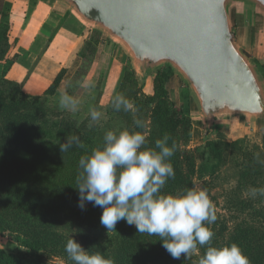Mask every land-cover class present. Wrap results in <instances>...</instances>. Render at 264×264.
<instances>
[{
  "label": "trees",
  "instance_id": "1",
  "mask_svg": "<svg viewBox=\"0 0 264 264\" xmlns=\"http://www.w3.org/2000/svg\"><path fill=\"white\" fill-rule=\"evenodd\" d=\"M9 30V24L0 22V60L10 48ZM98 41L93 37L88 43ZM256 62L264 77V66ZM175 73L169 66L157 68L147 93L135 69H126L117 93L134 101L144 128L135 127L130 112L115 110V97L106 108L107 118L93 122L92 127L90 116L80 119L61 110L53 98L65 70L43 94L27 93L14 81L0 79V234H10L22 247L19 251L0 248V264H74L65 252L71 237H78L89 254L99 253L114 264H197L196 255L190 260L183 256L173 259L158 236L138 233L123 220L108 232L100 224V208L86 203L82 211L77 206L80 157L101 146L106 131L125 129L144 131L147 147H154L155 140L166 133L171 137L169 144L176 143L170 158L175 177L161 190L164 194H175L200 182L210 197V179L235 157L237 185L226 197L227 213L216 209L217 219L208 225L214 233L210 245L235 243L249 264H264V196L252 197L248 192L249 188H264V143L249 149L241 140L208 139L203 151L206 157L199 162L189 148L193 118L176 105L167 87ZM257 124L264 127V119ZM67 134L79 136L85 147L73 146L61 153L59 144ZM206 248L200 249L201 255Z\"/></svg>",
  "mask_w": 264,
  "mask_h": 264
},
{
  "label": "clouds",
  "instance_id": "2",
  "mask_svg": "<svg viewBox=\"0 0 264 264\" xmlns=\"http://www.w3.org/2000/svg\"><path fill=\"white\" fill-rule=\"evenodd\" d=\"M115 100L116 111L130 112L135 127H145L137 118L138 109L133 100L120 93L115 95ZM58 106L76 113L79 100L66 91L59 92ZM100 117L99 111L90 109L89 127ZM170 139L166 133L155 140L154 147H147L144 131H106L103 144L79 159L81 171L75 187L79 192L77 206L82 211L86 203L100 208V224L108 232L123 220L135 226L138 233L158 236L161 246L175 260L182 256L190 260L196 255L197 264H249L235 243L221 247L210 245L214 233L208 225L216 221L217 215L207 190L193 185L175 194L162 193L167 181L175 177L170 158L177 145L169 144ZM73 146L85 147L77 135L67 134L66 140L59 144L61 153ZM248 192L252 197L264 196V188H249ZM206 245L201 255L200 249ZM65 252L74 264H114L112 259L99 253L89 254L73 237L67 239Z\"/></svg>",
  "mask_w": 264,
  "mask_h": 264
},
{
  "label": "water",
  "instance_id": "3",
  "mask_svg": "<svg viewBox=\"0 0 264 264\" xmlns=\"http://www.w3.org/2000/svg\"><path fill=\"white\" fill-rule=\"evenodd\" d=\"M61 1L123 44L135 71L169 66L180 73L211 130L264 119V77L236 40L230 13L240 2L264 13V0Z\"/></svg>",
  "mask_w": 264,
  "mask_h": 264
},
{
  "label": "rangeland",
  "instance_id": "4",
  "mask_svg": "<svg viewBox=\"0 0 264 264\" xmlns=\"http://www.w3.org/2000/svg\"><path fill=\"white\" fill-rule=\"evenodd\" d=\"M61 7L63 14L66 12V15L63 16L62 25L57 32V37L61 38L59 39L61 48L60 54L58 52L56 56L62 63L59 73L65 70L66 74L61 81L58 94L53 100L58 103L59 92L66 91L79 100L78 111L76 113L70 112L73 116L84 119L90 116V109L95 108L101 113L99 121L105 120L107 118L106 108L115 97L126 69L129 67L135 68L133 59L123 44L100 30L101 34L98 35L96 33L97 28L81 20L74 12H71L72 9L69 11L65 6ZM230 13L234 29L239 24L250 25L256 21H264V13L241 2L232 6ZM260 24H264V22ZM65 31L66 36H63ZM93 37L99 41L95 44L88 43ZM137 71L140 81L145 83V91L150 92L152 89V75L156 69L145 73L139 69ZM57 72L56 70L54 77ZM5 78L19 84L23 91L31 94H43L53 81L39 78V82L44 84L42 89L38 91L39 83L32 80H26L24 77L19 80ZM90 84H94V86L90 87ZM167 87L176 105L184 109L193 118L194 127L189 148L195 152L199 162L206 157L203 151L208 139H223L230 142L241 140L242 144L249 149L257 146L263 147L264 127L259 126L255 120L238 119L232 125L226 124L217 132L211 130L206 124L198 100L180 73L176 72L168 79ZM249 124H252L253 128ZM245 127H247V133H245ZM238 173L239 167L235 157H230L218 175L210 179L211 182L208 186L210 197L217 211L221 214L227 213L224 209L226 197L228 192L236 187ZM197 186L202 188L200 182L197 183ZM75 240L82 245L78 237ZM0 248L7 251L22 250V247L8 233L0 234ZM56 259L57 261L60 260L59 258Z\"/></svg>",
  "mask_w": 264,
  "mask_h": 264
},
{
  "label": "crops",
  "instance_id": "5",
  "mask_svg": "<svg viewBox=\"0 0 264 264\" xmlns=\"http://www.w3.org/2000/svg\"><path fill=\"white\" fill-rule=\"evenodd\" d=\"M61 6L71 11L61 0H0V22H6L10 26V50L0 60V78L19 80L24 77L39 83L38 91L44 84L39 82V78H45L46 81L55 79L62 64L56 56L58 52L60 54L61 48V38L57 37V32L62 25L63 16L66 15V12L63 14ZM262 22L264 21L237 25L235 21L237 26L234 30L236 40L243 50L264 66ZM63 36H66V31ZM56 70L58 72L54 77ZM252 124L249 126L253 128Z\"/></svg>",
  "mask_w": 264,
  "mask_h": 264
}]
</instances>
